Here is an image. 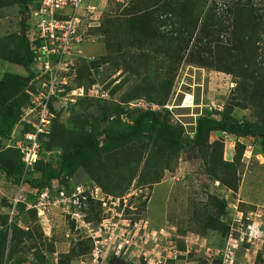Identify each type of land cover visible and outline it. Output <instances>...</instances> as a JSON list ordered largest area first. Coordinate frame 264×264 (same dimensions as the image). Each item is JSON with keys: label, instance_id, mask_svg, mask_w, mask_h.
I'll use <instances>...</instances> for the list:
<instances>
[{"label": "rangeland", "instance_id": "1", "mask_svg": "<svg viewBox=\"0 0 264 264\" xmlns=\"http://www.w3.org/2000/svg\"><path fill=\"white\" fill-rule=\"evenodd\" d=\"M217 1L224 3L227 0ZM7 2L9 4L0 9V77L7 71L26 74V70L20 65L22 61L20 62L21 57H18V54L22 52L21 45L25 33L23 20L28 24L29 12L26 7L19 5L17 0ZM211 2L212 0H173L171 4L166 3L164 6H173V10L180 7L190 8L192 13H200L203 17ZM263 2L264 0H255V6L263 8ZM122 3L126 4V0H85L82 3L81 9L84 13L88 7H96L95 13L83 20L87 40L75 47L81 54L76 62L79 67V80L86 88L87 94L76 103L62 107L64 109H61L58 125L65 126L76 134L89 133L111 126L110 122L117 118L128 122L129 111L136 108L148 109L152 106L156 107L155 111L165 121L181 128L184 138L190 139L195 137L196 121L200 116L210 115L220 119V114L225 110L243 121L264 124L259 100H245L235 92L238 82L243 83L246 80L219 72L215 67H201L189 63L187 53L191 47L190 43L180 45L175 55L172 49L174 43L171 44L169 39H156V42L164 45L165 51L162 55L157 52L158 46L153 43L137 49L133 54L126 52L124 56L133 64L134 74L128 71L123 63L115 65V61H111L102 64L104 47L97 42L100 37L93 35V30L103 25L105 19L110 16L116 17ZM192 32L195 36L196 30ZM259 39L260 47L263 48L264 31ZM146 55L155 58L151 68L139 66L144 64ZM260 55L259 60L264 61V50ZM82 56L86 59L95 58L97 69ZM173 59L178 62L177 66L173 65ZM170 71L176 76L172 88L150 85L145 80L147 75L166 76ZM94 87L98 90H108V100H101L94 97L93 93L90 94L89 90ZM19 133H24L22 124L18 125L15 136ZM204 138L207 140L206 144L182 150L175 157L172 167L161 172L160 182L153 185H137L138 179L145 174L142 167H139L135 174L123 165L117 166L127 183L126 193H109L111 203L107 208L103 204L101 207L97 204L87 205L86 225L80 230H76V224L57 211L53 212L52 227L38 225L34 216L27 213L19 218L20 225L29 226L33 230L41 226L45 237L55 243L56 253L52 257L56 262H62L67 256L70 264H93L96 242L101 241L103 245H97L102 252L96 257L95 264H106L112 257H121L129 264H153L155 257L166 264H221L222 253L219 252L225 251L229 239L232 238L234 244L238 245L235 249L238 264H264L262 148H255L257 141L251 138H221L217 133ZM216 141L223 146L222 159L234 162L235 165L239 154L238 146L244 148L236 176H232V185L236 186V189L223 185L219 179L222 177L212 176L210 173L215 166L214 158L219 156L214 151ZM139 147L140 145L137 146ZM149 152L150 145H145L141 153ZM123 155L114 150L107 152L101 157L104 159H99L96 164H101V171L83 167L72 176H61L55 180L64 183L70 181L71 184L85 181L95 175L97 181L105 185L108 183L106 176L115 174L112 166L123 161ZM43 159L53 162L54 154L48 151L43 155ZM147 159L148 157L143 158L144 161ZM158 160L159 158L156 161ZM0 187L5 192L4 199L0 201V214L9 215L15 186L5 176H0ZM223 199L227 203L225 212L220 203ZM209 212L222 215L225 223H221L229 228L227 236L208 227ZM161 229L165 235L158 237L159 244L155 243L154 239L146 238L149 232ZM77 231L82 234L76 233ZM90 232L95 235L90 237ZM170 252L179 255L178 260L169 259ZM33 255L34 253L28 255L29 262L26 264L36 260Z\"/></svg>", "mask_w": 264, "mask_h": 264}, {"label": "trees", "instance_id": "2", "mask_svg": "<svg viewBox=\"0 0 264 264\" xmlns=\"http://www.w3.org/2000/svg\"><path fill=\"white\" fill-rule=\"evenodd\" d=\"M17 1L19 5L28 9L31 19L32 9L38 7L39 0ZM172 1L126 0V4L122 3L116 17L110 16L105 19L103 25L93 30V35L100 37L97 42L101 43L105 51L101 63L108 64L111 61H115V65L123 63L124 67L134 74L133 64L124 56L126 52L133 54L137 49L153 43L158 46L157 52L162 55L165 51L164 45H160L156 39H169L171 44L174 43L172 49L175 55L180 45L187 42L191 44L187 53L189 63L201 67H215L219 72L246 80L247 82H238L235 92L245 100L257 98L260 102L261 112L263 111L264 114V61L259 60L260 52L264 50V47H260L259 39L264 31V6L257 8L255 0H227L224 3L212 0L202 17L200 13H192L193 10L190 8L180 7L173 10V6H164L166 3L171 4ZM7 4H9L7 0H0V9ZM220 4L221 6H219ZM262 4L264 5V2ZM30 19L28 24L23 20L25 33L21 45L22 52L20 55L18 54V57H21L20 62L22 61L20 65L24 67L26 74L7 71L0 77V176L4 175L15 187L23 175L21 153L17 149L7 148L6 145L19 123L22 107L29 103L30 96L27 90H31L30 84L36 76L33 71L36 57L33 45L40 43L31 41L33 27ZM163 30L164 32H162ZM192 30H196L195 36H193ZM84 39L87 40V34ZM49 59L54 62L59 57L50 55ZM86 60L90 61L97 69L95 58ZM9 61L13 62L12 59ZM154 61L155 58L146 55L144 64L140 62L139 66L144 65V67L151 68ZM76 62L77 84L82 87L79 80V67ZM172 63L178 65L175 59ZM160 67L162 68L161 65ZM175 77L170 71L166 76L163 74L147 75L145 80L150 85H165L172 88ZM72 87H68L67 90H71ZM62 110L58 113V118ZM127 115L128 122L117 118L110 122L111 126L92 130L89 133L77 134L65 126L58 125L57 118L50 134L41 136V159L35 164L27 184L31 187L44 189L50 186L53 180L59 179L61 176H72L83 167L101 171V164L96 165L99 163V159L103 160L104 158L101 157L105 153L114 150L124 154L121 157L125 159L112 166L115 174L106 176L107 184L102 185L97 181L95 175L92 176L93 178L79 182L96 183L108 195H110L109 193L123 195L126 193L127 183L118 171L119 165L131 169L135 174L138 168L142 167L145 174L141 179H138L137 185H153L160 182L161 172L172 167L171 164L175 161V157L182 150L206 144L207 140L204 137L214 133H217L221 138L254 139L257 141L255 148L261 147L264 155V124L243 121L230 111L225 110L221 113L220 119L210 115L200 116L196 121L193 139L184 138L181 128L172 126L159 113L151 109L136 108L129 111ZM214 144L215 154L217 153L219 156L214 158L215 166L210 173L212 176L222 177L219 179L223 185L236 189V186L232 185V176H236L244 148L238 146L239 154L236 158L237 165H235L234 162L223 160L221 157L223 146L217 141ZM138 145H140L139 148H137ZM145 145H150L148 154L141 153ZM48 151L50 154H54L53 162L43 159V155ZM144 157H148V159L144 161ZM157 157L158 161H156ZM90 165L95 167L91 168ZM65 184L68 188L70 187V181H66ZM212 199L215 201L214 198ZM220 203L222 209L226 208L227 203L224 199ZM143 204L146 206V202ZM25 213V205L22 204L19 206V215L12 224L9 222L8 214H0V264H26L29 262L28 255L31 253H34L33 256L36 260L30 261V264H70V260L67 261V256L62 262L54 261L52 255L56 253L55 243L45 237L39 226L35 230L29 226H27V230L18 226L17 221ZM30 214L36 219V214L33 211ZM223 215L225 216L226 213ZM221 216V214L209 212L208 227L227 236L229 228L223 226L221 222L225 223V220Z\"/></svg>", "mask_w": 264, "mask_h": 264}, {"label": "built area", "instance_id": "3", "mask_svg": "<svg viewBox=\"0 0 264 264\" xmlns=\"http://www.w3.org/2000/svg\"><path fill=\"white\" fill-rule=\"evenodd\" d=\"M84 1L39 0L38 7L33 8L31 12L30 22L33 27L31 41H39L40 44L33 45L36 54L33 71L36 76L30 84L31 90H27L30 100L22 108L18 123L19 126L23 125L24 133L15 136L17 125L6 145L7 148L20 151L23 163L21 181L15 187L11 198L10 224L19 215V206L24 204L25 211H33L42 225L52 226L53 212L57 211L61 216L75 223L76 230H80L86 225L87 205L97 204L101 207L103 204L107 208L111 203V195L106 194L93 182L73 183L68 188L63 182L57 181L58 183L52 182L44 189L27 184L35 164L41 159V136L50 134L62 107L76 103L85 96V90L77 85L78 70L75 62L80 53L75 47L86 41L83 20L88 15L87 11L94 13V8L88 7L86 13H83L81 5ZM50 55H58L59 59L52 62L49 59ZM71 86L73 87L68 91L67 88ZM90 92L99 98L108 97L107 91L103 89L94 88ZM148 109L155 110L156 107L152 106ZM4 193L0 187V201L4 199ZM76 233L82 234L78 231ZM90 235L93 237L95 234L90 232ZM164 235L162 229L153 230L146 235V238L154 239V242L159 244L158 237ZM98 243L103 245L101 241L96 242L93 264L97 263L96 257L102 252ZM234 243L235 241L230 238L225 251L220 250L221 264H238L235 251L238 245ZM178 258L179 255L170 252L169 259L178 260ZM154 259L153 264H166L156 257Z\"/></svg>", "mask_w": 264, "mask_h": 264}, {"label": "clouds", "instance_id": "4", "mask_svg": "<svg viewBox=\"0 0 264 264\" xmlns=\"http://www.w3.org/2000/svg\"><path fill=\"white\" fill-rule=\"evenodd\" d=\"M91 7L94 8V13H95V10H96L95 8H96V7H94V6H91ZM87 10H88V8H87ZM83 13H84V12H83ZM94 13H89V12L87 11L86 14H88V15H87V16L85 15V16L88 17V16H90V15H92V14H94ZM80 55H81V54H80ZM78 57H81V56H78ZM82 57H83V56H82ZM83 58H84V57H83ZM77 78H78V77H77ZM78 86H79V85H78ZM79 87H81V86H79ZM82 88L85 90V96H86V94H87V90H86V88L83 87V86H82ZM94 88H96V87H94ZM101 89L104 90V88H101ZM90 91H91V90H89V92H90ZM105 91H107V93L109 94V91H108V90L105 89ZM90 94H91V92H90ZM93 94H94V93H93ZM85 96H84V97H85ZM94 97H96V96L94 95ZM81 98H83V97H81ZM81 98H80V99H81ZM96 98H99V97H96ZM99 99L108 100V97H107V98H99ZM78 100H79V99H78ZM186 107H187V106H186ZM146 110H147V109H146ZM151 110H152V109H151ZM153 111H155V110H153ZM39 161H40V160H39ZM39 161H38V162H39ZM2 176H4V175H2ZM55 181L60 182V180H53L52 182H55ZM52 182H51V183H52ZM61 182H63V181H61ZM63 183H64V182H63ZM73 183H75V182H72V183L70 184V186H72ZM64 185L66 186L65 183H64ZM66 187H67V186H66ZM45 188H46V187H45ZM69 188H70V187H69ZM21 205H22V204H21ZM10 206H12V205H10ZM10 209H11V208H10ZM25 212H26V211H25ZM26 213H27V214H30V212H26ZM30 215H31V214H30ZM16 218H17V217H16ZM16 218H15V220H16ZM15 220H13V222H14ZM9 221H10V212H9ZM13 222H12V223H13ZM36 222H37L38 225H42V224L38 221L37 216H36ZM12 223H11V224H12ZM17 224H18V226H20L21 228H24V229H26V230L28 229L26 226H25V227H22V226L20 225V224H21L20 219L17 221ZM43 226H46V225H43ZM40 227H41V226H40ZM51 227H52V226H51ZM42 230H43V229H42ZM236 259H237V255H236Z\"/></svg>", "mask_w": 264, "mask_h": 264}, {"label": "flooded vegetation", "instance_id": "5", "mask_svg": "<svg viewBox=\"0 0 264 264\" xmlns=\"http://www.w3.org/2000/svg\"><path fill=\"white\" fill-rule=\"evenodd\" d=\"M106 264H129L121 257H112L110 258Z\"/></svg>", "mask_w": 264, "mask_h": 264}]
</instances>
